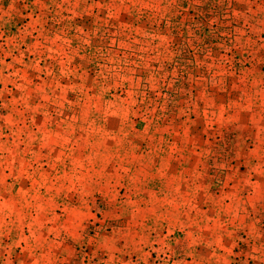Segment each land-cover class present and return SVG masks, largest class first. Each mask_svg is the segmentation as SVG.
<instances>
[{
	"label": "rangeland",
	"instance_id": "1",
	"mask_svg": "<svg viewBox=\"0 0 264 264\" xmlns=\"http://www.w3.org/2000/svg\"><path fill=\"white\" fill-rule=\"evenodd\" d=\"M0 264H264V0H0Z\"/></svg>",
	"mask_w": 264,
	"mask_h": 264
}]
</instances>
